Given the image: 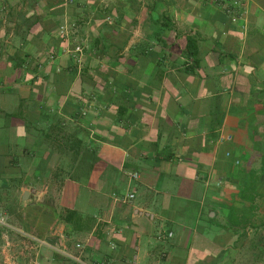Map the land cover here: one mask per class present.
<instances>
[{"label": "crops", "instance_id": "obj_1", "mask_svg": "<svg viewBox=\"0 0 264 264\" xmlns=\"http://www.w3.org/2000/svg\"><path fill=\"white\" fill-rule=\"evenodd\" d=\"M224 2L0 0V264H264V0Z\"/></svg>", "mask_w": 264, "mask_h": 264}, {"label": "built area", "instance_id": "obj_2", "mask_svg": "<svg viewBox=\"0 0 264 264\" xmlns=\"http://www.w3.org/2000/svg\"><path fill=\"white\" fill-rule=\"evenodd\" d=\"M242 2H243V0H228V2H224V4H223L224 10L227 13L233 15L234 21H236L238 19V14H236V12L239 10ZM61 29H62V33H64L65 35H68V31H67V28L65 26H63ZM66 51L68 53H71L72 55H74V58H75L77 63L80 64L82 62L83 47L81 45H76L74 48L69 47ZM228 139H231V138L228 137ZM227 154L230 155V153H227ZM236 163L239 164V161H236ZM130 176L132 178H138L139 174L134 172V173H131ZM134 198H135L134 193H128V194L124 195V197H121L120 199L123 200L124 202H128V201L133 200ZM0 224L4 225L6 227H9V228H13L8 223L6 217H4V216H0ZM29 236H30L29 238L32 241H34L35 243H37L38 245L49 247L53 251H55L56 253L64 256L65 258L73 261L76 264H112L109 260H95L92 262H89L88 260H86L84 257V249H83L84 244L81 242L76 244V247L79 250V252L75 253V252L70 251L66 246H60V245L51 243L50 241H48L46 239H42V238L36 237L34 235H29Z\"/></svg>", "mask_w": 264, "mask_h": 264}, {"label": "trees", "instance_id": "obj_3", "mask_svg": "<svg viewBox=\"0 0 264 264\" xmlns=\"http://www.w3.org/2000/svg\"><path fill=\"white\" fill-rule=\"evenodd\" d=\"M257 183V173L255 170L248 171V178L246 180L245 188L242 191L240 197L255 199L253 195H250V191L256 189ZM254 197V198H253ZM255 209L245 206V207H233L229 213H227V223L223 225L224 228L233 229L237 231L236 227H240L238 230L243 229L246 231L247 228H253L257 231L258 227L252 225V220L254 217Z\"/></svg>", "mask_w": 264, "mask_h": 264}, {"label": "rangeland", "instance_id": "obj_4", "mask_svg": "<svg viewBox=\"0 0 264 264\" xmlns=\"http://www.w3.org/2000/svg\"><path fill=\"white\" fill-rule=\"evenodd\" d=\"M256 232L257 231H255L254 229L249 230V233H251V234H255ZM242 249H241V252L237 253L234 264H257L255 258L250 253L251 252L250 250H252L251 243L249 246L244 248L245 251L242 252ZM247 251H249V252H247Z\"/></svg>", "mask_w": 264, "mask_h": 264}]
</instances>
